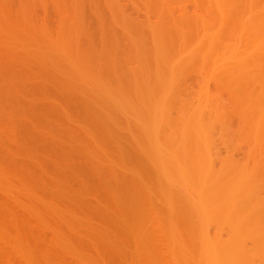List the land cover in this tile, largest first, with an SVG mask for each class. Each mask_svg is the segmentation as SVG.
Returning a JSON list of instances; mask_svg holds the SVG:
<instances>
[{
  "label": "rangeland",
  "instance_id": "obj_1",
  "mask_svg": "<svg viewBox=\"0 0 264 264\" xmlns=\"http://www.w3.org/2000/svg\"><path fill=\"white\" fill-rule=\"evenodd\" d=\"M65 1L0 22V264H264V0Z\"/></svg>",
  "mask_w": 264,
  "mask_h": 264
},
{
  "label": "bare ground",
  "instance_id": "obj_2",
  "mask_svg": "<svg viewBox=\"0 0 264 264\" xmlns=\"http://www.w3.org/2000/svg\"><path fill=\"white\" fill-rule=\"evenodd\" d=\"M44 1V0H43ZM42 0H0V22H5L7 26H9V28H11V35L15 36L14 38L16 39H21V37L23 36V38H25L26 32H27V28H29V26L31 27L32 24L39 23L40 21H44V19L46 20L47 18H44V14L42 16L39 15L38 17V10H36V7L39 6L41 4ZM66 1L64 0L65 3ZM68 2V1H67ZM44 3V2H43ZM42 3V4H43ZM56 4V3H55ZM66 4V3H65ZM58 5V3H57ZM62 5V4H61ZM68 5V4H67ZM41 7H43L44 5H40ZM39 6V7H40ZM56 7V6H55ZM61 7V6H60ZM66 8V7H65ZM43 9V8H42ZM58 10V9H57ZM55 9V11H57ZM61 10L63 11V8H61ZM60 10V11H61ZM54 11V14L56 13ZM70 11V10H69ZM68 11V12H69ZM65 12V11H64ZM62 12V13H64ZM52 13V12H51ZM61 13V14H62ZM57 14V13H56ZM60 14V15H61ZM70 14V13H69ZM71 15V14H70ZM69 15V16H70ZM58 16V15H57ZM55 17V15L53 16ZM44 18V19H43ZM56 18V17H55ZM54 18V19H55ZM69 18H67V15L65 17V15L60 18H56V20L53 21H58L59 23H65L68 21ZM48 20V19H47ZM47 22V21H46ZM45 23V22H44ZM39 25H41V23H39ZM35 26V25H33ZM31 30V29H30ZM13 33V34H12ZM17 33V34H15ZM21 33V34H20ZM25 33V34H24ZM30 33V32H29ZM24 34V35H23ZM7 35V34H6ZM5 35V36H6ZM19 35V36H17ZM4 36V37H5ZM9 36V35H8ZM19 37V38H18ZM28 37V36H27ZM12 38V37H11ZM8 40V39H7ZM20 41V40H19ZM18 41V42H19ZM9 42V41H8ZM6 42V43H8ZM15 42V41H14ZM22 43L24 42L21 41ZM11 43V42H9ZM16 43V42H15ZM14 44V43H13ZM19 46V45H18ZM22 46V45H21ZM15 47V46H14ZM19 48V47H18ZM16 49V47H15Z\"/></svg>",
  "mask_w": 264,
  "mask_h": 264
}]
</instances>
